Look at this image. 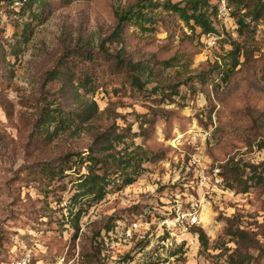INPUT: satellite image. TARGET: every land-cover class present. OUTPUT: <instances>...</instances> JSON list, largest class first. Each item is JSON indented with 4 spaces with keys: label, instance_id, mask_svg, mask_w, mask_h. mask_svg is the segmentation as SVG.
Masks as SVG:
<instances>
[{
    "label": "rangeland",
    "instance_id": "rangeland-1",
    "mask_svg": "<svg viewBox=\"0 0 264 264\" xmlns=\"http://www.w3.org/2000/svg\"><path fill=\"white\" fill-rule=\"evenodd\" d=\"M11 1L0 0V263L32 251L34 264H153L180 250L175 264H264V183L210 199L200 227L206 245L181 234L169 253L157 250L156 229L132 245L123 236L143 201L166 196L191 173L194 143L211 161L264 174V16L254 20L237 0L234 15L220 19L217 0H207L217 29L210 36L167 10L181 0ZM140 2L142 25L124 22L119 39L118 17L137 16ZM135 63L150 67L144 91L127 79L126 65ZM61 66L72 80L55 76ZM86 76L95 83L96 115L76 132L45 138L43 114L79 110L71 86ZM105 139L113 150L101 148ZM79 153L141 166L110 174L101 199L78 188L82 157L64 180L37 173ZM129 176L136 181L126 186Z\"/></svg>",
    "mask_w": 264,
    "mask_h": 264
},
{
    "label": "trees",
    "instance_id": "trees-1",
    "mask_svg": "<svg viewBox=\"0 0 264 264\" xmlns=\"http://www.w3.org/2000/svg\"><path fill=\"white\" fill-rule=\"evenodd\" d=\"M17 2L22 4L23 6L32 7L34 3H38L39 6L45 5V0H13L11 2ZM28 1V2H27ZM237 0H228V5L232 8L231 17L234 15V5ZM245 8L247 9V14L251 16L254 20H258L262 16H264V0H238V3L242 4L245 2ZM138 9L136 11L137 16L131 15L128 11L123 13L118 17L119 26H118V38L122 37V30L119 29L124 22H128L136 18V22L141 26L143 23V18L145 15L143 14V9H145L146 5L143 3H137ZM1 6V3H0ZM209 3L207 0H181L176 3H170L166 6L167 10L175 12L182 18L186 23L193 22L195 26L200 27L203 30L204 35L214 36L217 34V29L214 26L213 22V13H208ZM215 16H217L218 6L215 5ZM218 17V16H217ZM240 25L244 24V21L238 20ZM246 60L249 61L252 56L249 53H245L244 55ZM172 58L166 59V64H169ZM127 67V79L130 84L138 89L139 91H144L146 83L143 82L142 77H150V67L145 65V63H135L126 65ZM218 65H214L211 70L217 69ZM66 66H61L59 70H57L55 76H59L61 74L62 77H65L68 80H72L69 73H65L62 70H65ZM63 72V73H61ZM210 72V71H209ZM209 74V73H208ZM206 73H200L199 77H206ZM95 83H93V78L86 76L83 80H78V82L74 83V86H71L70 93H75V101L79 106V110H75L74 113H66L65 111H54L48 110L43 114V119L41 126V131L45 134V138L54 139L56 136L60 134L61 131L69 130L76 132L79 129V122L85 123L92 119L97 111L98 105L95 101H93V97L95 96L96 89L94 88ZM77 92V93H76ZM87 96H90L91 99L84 100ZM52 126H54L52 128ZM109 138V137H108ZM104 145L103 150L110 151L114 149V142H110L109 140L102 141ZM110 142V143H109ZM75 157H82L79 160V164H86V173L81 174L77 180L78 188L84 195H94L101 199L107 192V187L109 185L110 180L108 177L113 174H117L122 169H126L127 167L138 168L141 165L136 163H131L132 161H125V167H121V163L119 159L115 156L111 160L100 159L94 155H89L86 157L81 156V154H69L65 157L59 159L57 163H44L40 168L37 169V173H39L43 179L48 181L55 180H64L67 176L65 173L69 170H72L76 166L77 159ZM189 160V158L187 159ZM124 163V162H123ZM218 165L221 169V176L223 178V185L225 189H232L237 193L246 194L249 192V189L254 185L257 186L259 184L264 183V174L262 172H258L259 167L255 165H242L239 162H235L234 160L229 161L225 165L221 162L212 159V166ZM77 167V166H76ZM247 171H249L247 173ZM76 172H81L76 169ZM139 172H136L138 174ZM132 174H135L132 173ZM131 174V175H132ZM135 179L133 176H129L125 179L124 185L130 186L135 183ZM137 210L132 213L134 216ZM130 219V218H129ZM126 219L125 221H128ZM191 233H195L199 236L204 245L207 244L208 238L204 231L199 227H194L191 230ZM145 238V237H144ZM135 242V241H134ZM158 250V248H157ZM171 252V256L176 257L177 253ZM159 257H157L156 261L153 264H156ZM34 264V261L32 262Z\"/></svg>",
    "mask_w": 264,
    "mask_h": 264
},
{
    "label": "built area",
    "instance_id": "built-area-1",
    "mask_svg": "<svg viewBox=\"0 0 264 264\" xmlns=\"http://www.w3.org/2000/svg\"><path fill=\"white\" fill-rule=\"evenodd\" d=\"M217 6L218 18L231 17L232 8L228 5V0H217ZM210 39L215 45V38ZM177 141L181 142L180 139ZM194 148L197 152L188 160L191 173L183 177L185 179L180 186L166 196L155 195L143 201L135 215L124 221L123 236L129 244L132 245L142 234L144 237L149 236L151 230L156 229L161 231V236L156 240L155 246L161 251L169 252L177 243L175 240L179 235L191 233L194 227H204V213L210 205V199L219 193H225L227 189L224 188L218 165L212 166V161L204 155L197 143H194ZM158 257L156 264H175L173 256L162 253ZM33 259L32 251H27L17 259L0 264H32Z\"/></svg>",
    "mask_w": 264,
    "mask_h": 264
}]
</instances>
